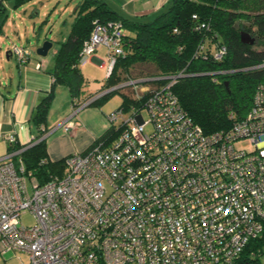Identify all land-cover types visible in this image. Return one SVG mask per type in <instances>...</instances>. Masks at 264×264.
Masks as SVG:
<instances>
[{"label": "built area", "instance_id": "2783aa9c", "mask_svg": "<svg viewBox=\"0 0 264 264\" xmlns=\"http://www.w3.org/2000/svg\"><path fill=\"white\" fill-rule=\"evenodd\" d=\"M123 37L119 22H95L79 65L102 48L109 76L124 56ZM198 52L220 60L226 50L204 41ZM29 53L10 49L18 64ZM180 76L154 89L129 80L75 99L72 116L114 90L129 88L136 101L148 94L141 106L107 115L116 137L66 156L62 174L43 185L13 160L20 150L2 157L0 256L24 253L28 264H239L264 233V85L244 115L229 114L228 129L204 134L172 92ZM4 140L16 142L12 134ZM26 212L33 226L20 225Z\"/></svg>", "mask_w": 264, "mask_h": 264}, {"label": "trees", "instance_id": "16d2710c", "mask_svg": "<svg viewBox=\"0 0 264 264\" xmlns=\"http://www.w3.org/2000/svg\"><path fill=\"white\" fill-rule=\"evenodd\" d=\"M30 1L0 0V34L7 20L5 3L16 10ZM73 15L70 31L53 56L52 86L38 99L29 119L35 133L31 146L21 147L16 142L7 145L9 153L20 150L13 160L21 161L40 185L63 171V160L51 162L45 140L41 139L54 88L64 86L73 105L75 99L82 100L85 80L79 69V53L95 22H119L124 30V56L115 61L102 88L146 80L143 84L154 89L166 83L164 77L182 73L171 87L172 92L204 134L228 129L235 120L229 119V114L233 113L236 119L244 115L254 92L264 85V0H171L151 20L124 19L100 0H79ZM242 33L253 40L251 45L241 42ZM204 41L225 47L222 59L199 53ZM143 66L151 70L141 69ZM132 72L137 73L131 77ZM124 90L111 91L90 106L98 107L111 94ZM122 96L117 109L126 110L141 106L148 94H143L140 101L134 100L133 95ZM118 132L109 127L97 140H112ZM262 248L264 233L245 246L239 264H257Z\"/></svg>", "mask_w": 264, "mask_h": 264}, {"label": "crops", "instance_id": "0c3cea01", "mask_svg": "<svg viewBox=\"0 0 264 264\" xmlns=\"http://www.w3.org/2000/svg\"><path fill=\"white\" fill-rule=\"evenodd\" d=\"M100 1L121 18L149 20L150 17L153 19L171 0ZM74 10L75 7L71 11L69 20L62 24V32L59 33L60 40L58 37L55 38V48L52 44L50 59H46V56L39 57L36 51L33 54L30 48L24 46L30 52L26 63L18 64L15 61L16 71H11L8 76L5 74L0 79V159L8 153V144L4 140L6 135H14L16 143L21 147L32 144L35 133L31 130L29 119L38 99L44 96L52 86L53 78L50 72L53 67V56L59 43L70 31L74 20ZM104 53V49L100 48L88 60L81 63L79 65L81 74L86 73L87 68H96V65L100 69H105L100 66L101 61L104 60ZM37 64L41 65L40 69H36ZM103 89L101 86L100 91ZM87 97L89 96H83L81 99ZM72 110L68 90L61 85L55 86L54 100L43 127L46 153L51 162L60 161L72 153L85 151L109 128L106 121L109 112L104 113L98 107L89 106L72 116ZM69 122L74 124V128L65 130L64 124ZM0 264H28V258L24 253L8 252L0 256Z\"/></svg>", "mask_w": 264, "mask_h": 264}, {"label": "rangeland", "instance_id": "374dc122", "mask_svg": "<svg viewBox=\"0 0 264 264\" xmlns=\"http://www.w3.org/2000/svg\"><path fill=\"white\" fill-rule=\"evenodd\" d=\"M76 3L77 0H32L16 10L11 8L9 2L5 3L7 20L4 24L3 32L0 34V79L5 74L8 76L9 72L16 71V60L8 52L12 46H26L35 54L36 49L43 42L49 40L52 42L53 48H55V38L58 37V40H60L59 33L62 32V24L69 20L72 14L71 11ZM151 19L152 17L149 18V20ZM53 48L45 57L46 59L51 58ZM95 67L87 68L86 73H82L85 80L82 97L99 93L101 86L105 83L106 70L100 69L97 65ZM141 69L151 70L150 67L146 66L141 67ZM136 73L132 72L131 77ZM155 86L157 85L153 87ZM133 93L131 89L113 93L102 101L98 108L101 112L111 113L121 105L123 94L132 96ZM128 116V112L123 113V119H127ZM120 121H117L114 125L118 126ZM34 223L35 221L29 212L21 215L20 225L29 227L33 226ZM257 264H264V248H262V253L257 256Z\"/></svg>", "mask_w": 264, "mask_h": 264}, {"label": "water", "instance_id": "95a60500", "mask_svg": "<svg viewBox=\"0 0 264 264\" xmlns=\"http://www.w3.org/2000/svg\"><path fill=\"white\" fill-rule=\"evenodd\" d=\"M241 42L244 44L251 45L253 43V40L249 38V36L246 33H242L240 35ZM52 48V43L50 41H45L43 44L36 50V54L39 57H45L47 56L48 52ZM10 54V53H9ZM8 55V53H7Z\"/></svg>", "mask_w": 264, "mask_h": 264}, {"label": "clouds", "instance_id": "9594fccd", "mask_svg": "<svg viewBox=\"0 0 264 264\" xmlns=\"http://www.w3.org/2000/svg\"><path fill=\"white\" fill-rule=\"evenodd\" d=\"M105 90V89H104ZM103 91V90H102ZM101 92V91H100Z\"/></svg>", "mask_w": 264, "mask_h": 264}]
</instances>
